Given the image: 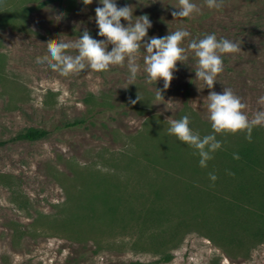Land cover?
Here are the masks:
<instances>
[{
    "label": "rangeland",
    "instance_id": "374dc122",
    "mask_svg": "<svg viewBox=\"0 0 264 264\" xmlns=\"http://www.w3.org/2000/svg\"><path fill=\"white\" fill-rule=\"evenodd\" d=\"M192 2L200 11L184 18L171 15L178 0H116L133 8L134 20L148 15L146 40L184 29L186 49L209 34L239 42L241 51L222 54L224 70L212 89L196 78L191 49L166 90L144 71L143 45L133 85L127 61L61 75L37 57L49 55L48 41L74 42L85 30L105 39L96 24L99 0L43 7L0 0V264H264V240L252 234L258 221L264 226V124L252 127L250 141L246 132L214 133L207 108L210 91L229 88L250 120L264 111V0H223L218 9ZM185 115L194 132L222 144L207 167L168 132L169 121ZM80 117L87 119L81 127L56 128ZM28 127L49 132L14 138ZM242 143L262 165L238 176L224 151ZM254 180L252 211L242 214L247 230L224 225L228 201L246 204L239 182Z\"/></svg>",
    "mask_w": 264,
    "mask_h": 264
},
{
    "label": "clouds",
    "instance_id": "9594fccd",
    "mask_svg": "<svg viewBox=\"0 0 264 264\" xmlns=\"http://www.w3.org/2000/svg\"><path fill=\"white\" fill-rule=\"evenodd\" d=\"M93 0H83L85 5H90ZM102 7L95 9L98 35L105 39H94L87 30L74 42H62L57 39L47 42L48 54L44 57H37V63L48 62L52 70L61 75L68 76L72 73H80L86 69L96 72L107 71L110 66H123L127 61L129 70V85H133L140 65L137 63L140 57L141 45L147 55L143 57L144 71L150 81H164V89H168L173 73L177 71V62L185 64L188 60V49L194 52L198 58V67L195 71L196 78L204 82L208 89L214 87L217 76L224 70L222 54L236 53L241 51L240 43L228 39H217L215 34L206 35L199 41L192 40L188 49L182 47V42L190 33L184 29L169 32L164 37L152 36L147 40L148 30L153 26L148 15L137 16L133 19V8L129 5L118 7L116 0H99ZM209 8H220L223 0H206ZM178 10L172 11L173 17L188 18L200 9L192 0H178ZM127 24L121 23V20ZM112 45L111 50L108 46ZM68 49H76L78 54H66ZM157 99H162L161 90H157ZM207 99L209 119L214 133H237L246 132V139L251 140L252 127L264 124V111H259L253 119H249L246 112L247 105L241 102V98L235 95L231 89L224 88L222 94L210 91ZM140 100H130L135 104ZM264 104V96L258 100ZM169 134L175 135L178 139L195 148L200 156L199 164L207 167L211 160L212 153L220 149L222 144L216 139V135L210 134L201 137L190 127V117L183 116L179 120H170ZM239 159L238 155H234ZM210 179L215 181L217 176L209 174Z\"/></svg>",
    "mask_w": 264,
    "mask_h": 264
},
{
    "label": "trees",
    "instance_id": "16d2710c",
    "mask_svg": "<svg viewBox=\"0 0 264 264\" xmlns=\"http://www.w3.org/2000/svg\"><path fill=\"white\" fill-rule=\"evenodd\" d=\"M74 1L75 0H37L36 6L43 7L45 5L52 3H57L61 5L63 3H71ZM106 104L108 103L106 102ZM86 120L87 119L84 117L74 118L60 125H57L56 128L61 129V128L81 127L86 122ZM48 132L49 131L46 128L28 127L24 130L19 131L14 136V138L23 139V140H36L45 137L48 134ZM224 153L226 158L228 159L229 167L231 168V170H233V172H235V174L237 173L238 176L239 175L241 176V174H245L244 173L245 169L255 170L257 168H260L262 165V158L252 150L251 145L246 143H242L238 145V147H236L233 150H225ZM234 155H238L239 159H235ZM237 187H238V192L244 196L246 204L228 201V203L225 204L226 206V208L224 209L225 215L222 220V223L234 229L241 228V230L246 231L248 226L246 221L243 220V215L246 212V210L250 212L252 211L249 208L250 203H252L251 196L253 193L259 191V187L257 183H255V180L249 181L248 184L241 181L239 182ZM262 194L263 193L260 192V195ZM234 208L235 209L238 208L237 211L239 212V214L231 218L229 216V210L231 209L230 210L231 212ZM226 212H228V214ZM257 223L259 224V226L256 227V229L253 231L252 234L256 236L258 240H264V226L260 221H258ZM114 264H123V263H114Z\"/></svg>",
    "mask_w": 264,
    "mask_h": 264
}]
</instances>
